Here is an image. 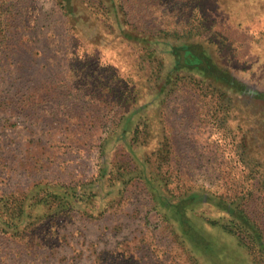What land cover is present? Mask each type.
Listing matches in <instances>:
<instances>
[{
  "label": "rangeland",
  "instance_id": "obj_1",
  "mask_svg": "<svg viewBox=\"0 0 264 264\" xmlns=\"http://www.w3.org/2000/svg\"><path fill=\"white\" fill-rule=\"evenodd\" d=\"M126 2L132 21L146 26L166 22L163 2ZM33 6L36 20L26 37L19 23L15 39L21 34L22 41L13 52L0 53L2 191L24 190L38 180L70 183L91 177L100 140L120 115L113 88L102 91L95 86L98 81L93 85L86 78L88 69H97L91 53L86 52L91 59L86 67L94 68H84L77 78L69 75L78 60L71 29L55 0H37ZM170 6L175 12L202 14L201 33L192 39L203 42L217 63L251 91L230 92L219 100L211 87L183 86L167 97L160 120L172 139L174 182L241 195L264 231L258 176L247 175L264 170V94L259 96L264 93V0H177ZM99 34L95 39L103 42L91 47L94 53L105 54L112 64L132 56V46L116 34ZM99 73L111 78L113 68L92 76L97 79ZM15 103L18 115L12 113ZM149 111L151 124L156 111ZM119 150L111 157H119ZM23 233L16 238L0 233V264H190L175 229L137 178L98 217L63 213Z\"/></svg>",
  "mask_w": 264,
  "mask_h": 264
},
{
  "label": "trees",
  "instance_id": "obj_2",
  "mask_svg": "<svg viewBox=\"0 0 264 264\" xmlns=\"http://www.w3.org/2000/svg\"><path fill=\"white\" fill-rule=\"evenodd\" d=\"M36 1L0 0V53L13 52L17 41H22L21 34L15 39L20 24L26 37L27 27L36 20L32 10ZM156 1L163 2L166 22L146 26L130 19L126 0H55L71 29L78 60L69 75L77 78L84 68H94L86 67L91 60L86 52L91 53L97 58L92 57L97 69H88L86 78L93 85L98 81L95 86L102 91L113 88L120 115L100 140L98 166L91 177L70 183L38 180L24 190H0V233L16 238L32 225L69 212L98 217L119 202L127 184L137 178L162 218L175 229L190 264H264V231L241 195L174 182L172 139L160 120L167 97L183 86L211 87L219 100L230 92L251 91L217 63L203 42L192 39L203 24L198 10L184 14L171 8L177 0ZM99 31L116 34L120 42L131 45L132 56L112 64L105 54L94 53L91 47L103 42L95 39L100 38ZM110 67L111 78L102 73L97 79L92 76ZM6 84L13 85L9 80ZM3 93L0 103L5 101ZM11 107L16 115L21 111L19 103ZM149 110L156 111L151 124ZM114 149H121L119 157H111ZM247 175L258 176L257 197L264 200V170Z\"/></svg>",
  "mask_w": 264,
  "mask_h": 264
}]
</instances>
